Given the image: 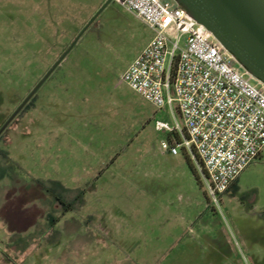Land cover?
<instances>
[{
	"label": "rangeland",
	"instance_id": "1",
	"mask_svg": "<svg viewBox=\"0 0 264 264\" xmlns=\"http://www.w3.org/2000/svg\"><path fill=\"white\" fill-rule=\"evenodd\" d=\"M108 1L0 0V125ZM153 38L111 2L4 132L0 264H264V152L215 201L195 155L162 149L178 105L122 81Z\"/></svg>",
	"mask_w": 264,
	"mask_h": 264
},
{
	"label": "built area",
	"instance_id": "2",
	"mask_svg": "<svg viewBox=\"0 0 264 264\" xmlns=\"http://www.w3.org/2000/svg\"><path fill=\"white\" fill-rule=\"evenodd\" d=\"M112 2L154 33L122 81L159 110L178 105L183 126L155 121L157 132L179 136L162 149L195 153L217 201L264 152V84L176 0Z\"/></svg>",
	"mask_w": 264,
	"mask_h": 264
},
{
	"label": "water",
	"instance_id": "3",
	"mask_svg": "<svg viewBox=\"0 0 264 264\" xmlns=\"http://www.w3.org/2000/svg\"><path fill=\"white\" fill-rule=\"evenodd\" d=\"M191 20L204 26L257 80L264 84V0H176ZM112 2L109 0L0 129V137L65 61Z\"/></svg>",
	"mask_w": 264,
	"mask_h": 264
},
{
	"label": "trees",
	"instance_id": "4",
	"mask_svg": "<svg viewBox=\"0 0 264 264\" xmlns=\"http://www.w3.org/2000/svg\"><path fill=\"white\" fill-rule=\"evenodd\" d=\"M29 106H31V105H29ZM3 125L4 124L0 125V129L3 127ZM167 139L170 142L173 140L179 141V136L177 134H169V135H167ZM194 155L197 157V155L195 153H194ZM197 159H198V157H197ZM198 161H199V159H198ZM204 172L206 174L205 170H204ZM81 206H84V205L82 204ZM67 207L68 208H66V211L72 210V205H68ZM54 222H57V220H55ZM34 243H35V239L33 238L32 240H29V241L20 240V241L16 242L14 246L18 252L25 253Z\"/></svg>",
	"mask_w": 264,
	"mask_h": 264
},
{
	"label": "flooded vegetation",
	"instance_id": "5",
	"mask_svg": "<svg viewBox=\"0 0 264 264\" xmlns=\"http://www.w3.org/2000/svg\"><path fill=\"white\" fill-rule=\"evenodd\" d=\"M56 63H57V62H56ZM56 63H55V64H56ZM59 67H60V66H59ZM59 67H58V68H59ZM58 68H57V69H58ZM48 72H49V71H48ZM48 72H47V73H48ZM30 73H32V72H30ZM47 73H46V74H47ZM46 74H45V75H46ZM43 78H44V77H43ZM43 78H42V79H43ZM42 79H41V80H42ZM41 80H40V81L35 85V87L29 92V94L25 97V99H23V101H21V104L27 99V97L32 93V91L38 86V84L41 82ZM35 96H36V95H35ZM35 96H34V97H35ZM34 97L32 98V100L30 101V103H29L26 107H28L29 105L32 104V102H33V100H34ZM20 106H21V105H20ZM20 106H19V107H20ZM26 107H25V108H26ZM25 108H24V109H25ZM24 109H23V110H24ZM20 114H21V113H20ZM20 114H19V115H20ZM19 115H18V116H19Z\"/></svg>",
	"mask_w": 264,
	"mask_h": 264
},
{
	"label": "crops",
	"instance_id": "6",
	"mask_svg": "<svg viewBox=\"0 0 264 264\" xmlns=\"http://www.w3.org/2000/svg\"><path fill=\"white\" fill-rule=\"evenodd\" d=\"M237 180H238V179H237ZM236 182H237V181H236ZM236 182H235V183H236ZM233 185H234V184H233ZM229 190H230V189H229ZM229 190H228V191H229ZM228 191H227V192H228ZM227 192H226V193H227ZM224 194H225V193H224Z\"/></svg>",
	"mask_w": 264,
	"mask_h": 264
}]
</instances>
